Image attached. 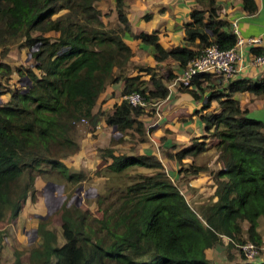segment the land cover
<instances>
[{
	"label": "trees",
	"instance_id": "16d2710c",
	"mask_svg": "<svg viewBox=\"0 0 264 264\" xmlns=\"http://www.w3.org/2000/svg\"><path fill=\"white\" fill-rule=\"evenodd\" d=\"M96 1L0 0V57L16 42L17 47L32 48L33 59L32 66L13 69L0 60V77L6 79L14 71L18 79L28 80L0 91L8 92L0 100L1 221L14 218L27 197L35 199L37 176L65 182L71 190L80 184L83 172H68L61 158L79 149L81 119L93 132L102 113H93L91 107L108 82L123 76L122 93L134 89L151 100L167 94L164 81L173 76L171 72L160 74L153 66L137 65L138 72L148 75L150 88L140 73L125 75L131 55L122 38L125 33L149 44L155 60L169 56L180 68L205 45L213 42L226 48L235 40L215 0H194L183 23L182 44L169 49L150 34L131 33L122 0L113 1L114 25L100 20ZM241 7L246 13L255 11L253 0H241ZM201 74L182 88L195 100L204 89ZM236 90L264 99V75L255 81L228 80L224 92H209L195 111H200L203 122L201 140L191 138L180 150L166 153L181 163L183 155L207 148V136L217 140L219 166L210 173L209 183L213 201L189 204L161 163L150 154L134 153V146L114 152L112 145L122 141L134 123L136 131L141 125L136 116L143 108L122 99L104 118L120 136L99 149L111 161L109 184L93 197L96 214L73 202L65 204L66 198L59 206L58 229L49 217L37 222L35 230L42 240L29 250L28 264H214L204 250L219 245L229 264H264L246 260L233 247L244 241L261 247L257 217H264V121L246 114L231 97ZM213 99L217 105L210 108ZM152 111L150 107L148 113ZM138 167L154 170L145 173ZM233 250L239 255L234 261ZM19 254L14 251L11 264H21Z\"/></svg>",
	"mask_w": 264,
	"mask_h": 264
},
{
	"label": "crops",
	"instance_id": "0c3cea01",
	"mask_svg": "<svg viewBox=\"0 0 264 264\" xmlns=\"http://www.w3.org/2000/svg\"><path fill=\"white\" fill-rule=\"evenodd\" d=\"M113 1L98 0L95 2V6L99 10L100 20L107 25H114L116 23ZM122 1L131 33L138 34L145 32L150 34L165 49L182 44L184 34L183 23L189 19V13L195 6L194 0ZM253 1L255 3V11L252 13H246L242 9L241 0H215V4L218 6L217 11L219 16L228 22L230 30L231 22H235L238 34L243 38L249 36L259 37L260 42L255 48L264 51V0ZM146 15L148 16L145 18ZM49 34L55 33L49 32ZM122 38L131 50L128 61L129 67L125 75L133 76L140 73L137 71V65L153 66L155 67L154 70L160 74L171 72L173 75L169 80L164 81L167 87V94L156 102L152 113L136 116L141 121V125L138 126L139 131H137L140 140L135 145L134 153L143 152L150 154L153 156V159L160 162L168 177L177 185L188 203L196 205L201 202L213 201L215 196L212 194V186H209V183L211 182L210 173L219 166V162L215 160V143L217 140L214 137L207 136V148L196 154L183 155L180 158L181 163L173 157H169L166 153H174L180 150L189 144L191 138L196 137L198 140H201V136L204 135L203 122L198 117L200 111L198 113L195 111L199 109L204 97L209 92L214 90L216 92H224L227 80H223L210 72L202 73L199 76V81L204 89L199 99L195 100L188 92L182 90L183 87H179L174 82L176 75L179 74L181 69L176 60L169 56L162 60H155L149 44L142 42L140 38L131 36L129 33H125ZM23 49V47L16 49L10 47L9 51L0 60L6 62L13 69V66L17 65V63L20 65V60L24 53L27 54V50ZM251 52L253 51L251 50ZM250 59L251 55L246 52L244 64L239 66L238 70L229 80L245 78L255 81L262 77L264 75V66L253 64L250 62ZM11 74L10 81L13 82L15 80L16 82L18 80L17 74L13 71ZM139 78L144 79V84L147 88L151 87L147 74L140 73ZM123 84V76L116 81L106 84L91 107L93 113L101 112L102 118L99 117L96 121L93 132L86 129L85 140L84 142H80L77 151L68 153L61 158L68 172L88 171L85 180L87 179V183L96 190L95 194L103 191L100 182L108 170V164L111 161V157L104 152H100L99 149L109 146L110 141L113 139L111 135L118 133L112 129V126L105 124L104 118L107 114L111 113L114 105L123 99L121 91ZM2 95L1 101L7 98L8 92L4 91L0 94V96ZM231 97L237 99L240 107L246 110V114L249 117L264 121V99L261 96L247 90H236L231 93ZM216 105L217 101L211 100L210 108H215ZM135 125L133 124L132 128ZM131 131L135 136L137 135L136 131ZM116 145L119 144L116 143L114 146ZM194 166H202V168L194 171L191 168ZM145 168L138 167L137 169L144 171ZM153 170L154 168L149 171ZM83 181L84 178L80 183L82 184ZM39 185H41V179L37 176L34 179L35 189ZM30 201L27 197L17 215L10 219L9 222L14 221L17 223L25 218L36 227L39 220L47 218L45 213H39L38 215L35 212L29 213L27 211L29 208L31 211L38 209L36 206H32ZM79 206L91 210L93 213L96 212V205L91 198H86L84 202L82 199ZM259 217H262L261 221L263 222L264 217H257V231L262 239V247L258 256L252 260L254 262L264 261V232L261 231L262 225ZM49 221L57 229L60 224L59 211L56 215L54 214L49 217ZM0 223H2L1 220ZM36 236L38 242L27 247L26 250L23 249V252L19 254V259H21V256L25 252L27 253L26 257L29 256V250L39 246L42 239L40 234L36 233ZM215 248H206L204 250L205 256L209 259L212 258ZM222 259V264L230 263L226 262L225 257ZM234 260H237L236 254L235 259L232 261Z\"/></svg>",
	"mask_w": 264,
	"mask_h": 264
},
{
	"label": "rangeland",
	"instance_id": "374dc122",
	"mask_svg": "<svg viewBox=\"0 0 264 264\" xmlns=\"http://www.w3.org/2000/svg\"><path fill=\"white\" fill-rule=\"evenodd\" d=\"M10 47H12V48L14 47L15 49L19 48L16 46V42H13V44H10L7 51H9ZM23 48H24L23 50H27V52H28V50H29L28 48H25V47H23ZM32 64H33L32 57H27V54L24 53V55L22 56V58L20 60V65H19V63H17V65H14L13 68L15 66H32ZM11 73L9 74V76L6 79L4 76L0 77V91L6 90V89H11L14 87H18V86H21L22 84L25 83V81L22 79V77H20L16 82H15V80L13 82H11L10 81L11 75H12ZM2 98H3V95L0 96V99H2ZM141 110H142V112L139 113L137 116L148 113L149 109H141ZM137 121H139L141 124L140 120L137 119ZM134 124H136V123H134ZM78 128H79V133L77 135V138L79 139V142H81V141L84 142L85 134H86L85 133L86 127L83 123V120H81V123H79ZM134 128L130 129L124 135H122V141L117 143L119 145L114 146L116 143H114L112 145V147L115 148L114 151H116V152L121 151V150L128 151L129 148H131L133 146L136 147L135 145L137 144V142H139L140 136L138 135V132ZM131 130L136 131L137 135L135 136V134H133V132ZM113 134L111 135L113 139L110 141V146H111V142L115 141L120 136L119 133H113ZM87 143L90 146L89 141ZM145 169H147V170H145ZM145 169L142 172H145V173L152 172V171H149V170H152V168H145ZM92 174H94V173L92 172ZM87 175H88V171L83 170L84 181L82 184L81 183L78 184V185H81L82 188H81L80 192L76 194L77 197H80L81 201L83 199V202L86 198H91V200L94 201L93 197H94V195H96L95 194L96 190L91 185H89L87 183V179L85 180ZM40 179H41V185H39L37 187V189H35L36 190L35 195L37 197L35 196V199L30 201L31 205L36 206L38 209L35 211H31V209L29 208V209H27V211L29 213L35 212V214H37V215L39 213H45L47 217H51L52 215H54V214L56 215L58 213L59 206L62 203V201H64L66 198L68 199L69 196L73 194L74 188L78 185H76L73 188V190H71V187L69 186V184H67L65 182L61 183V182L54 181V180L53 181L52 180H45L42 177H40ZM46 181H52L56 184H61V185L63 184L62 189H60L59 193L56 191V189L55 190L53 189L52 193H50L48 188L45 186ZM110 181H111V179H110ZM116 181L117 180L114 178V182H116ZM100 184H101V188H105V186L109 184L108 170L104 174V177L101 179ZM60 195H63V197L61 198V200H58ZM35 200H36V202H35ZM189 204H190V202H189ZM91 212H93V211H91ZM95 214H96V212H95ZM55 217H54V220H55ZM261 218L262 217H259L260 223L262 225L261 231L264 232V230H263L264 222L261 221ZM9 221L10 220H8V221L4 220V221H2V223H0V264H11L13 259H14V251L15 250L17 252H20V254H21V252H23V249L26 250L27 247L32 246L38 242L36 232H34L35 225L30 224L25 218H23L22 220H20L17 223L14 221H11V222H9ZM215 247L216 248H215L214 254H213L212 258H210V260L214 264H222L223 263L222 258L225 257L224 246L219 245V246H215ZM261 247L259 248V253H260ZM233 252L239 258L238 252L236 250H233ZM26 255H27V253L25 252L24 255L21 256V259H20L21 264H28L29 256L26 257Z\"/></svg>",
	"mask_w": 264,
	"mask_h": 264
},
{
	"label": "built area",
	"instance_id": "2783aa9c",
	"mask_svg": "<svg viewBox=\"0 0 264 264\" xmlns=\"http://www.w3.org/2000/svg\"><path fill=\"white\" fill-rule=\"evenodd\" d=\"M230 27L235 35L234 43L226 48H221L213 42L205 45L180 69L179 74L174 79L175 84L179 87H188L193 76L205 72H210L228 81L239 66L244 64L246 52L251 55V63L264 66V51L251 52L250 50L258 45L260 42L259 37H241L238 34L235 22H231ZM122 98L131 106H138L143 109H149L150 107L154 109L157 102V100L145 98L142 93L134 89L123 93ZM233 247L240 251L246 260L256 258L260 248L250 241L234 243Z\"/></svg>",
	"mask_w": 264,
	"mask_h": 264
},
{
	"label": "water",
	"instance_id": "95a60500",
	"mask_svg": "<svg viewBox=\"0 0 264 264\" xmlns=\"http://www.w3.org/2000/svg\"><path fill=\"white\" fill-rule=\"evenodd\" d=\"M32 48H29L28 52H27V57H30V50ZM22 79L25 81V82H28L27 78L22 76ZM25 90V88H24ZM112 129H114V126H112ZM45 186L48 188L49 192L52 193L53 189L59 193L60 192V189H62V185L61 184H56L52 181H46L45 182ZM81 185H78L74 188L73 190V194L69 196V198L66 200L65 204H69L71 202H73L75 205H79L80 203V197H77V193L80 192L81 190ZM63 197V195H61V197L58 199V200H61V198ZM34 232H36V230L34 229Z\"/></svg>",
	"mask_w": 264,
	"mask_h": 264
}]
</instances>
